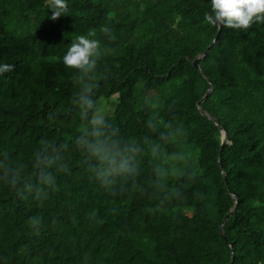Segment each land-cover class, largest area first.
<instances>
[{
	"label": "trees",
	"instance_id": "trees-1",
	"mask_svg": "<svg viewBox=\"0 0 264 264\" xmlns=\"http://www.w3.org/2000/svg\"><path fill=\"white\" fill-rule=\"evenodd\" d=\"M67 5L0 0V264H264V23ZM79 35L101 43L85 71L63 63Z\"/></svg>",
	"mask_w": 264,
	"mask_h": 264
},
{
	"label": "clouds",
	"instance_id": "clouds-1",
	"mask_svg": "<svg viewBox=\"0 0 264 264\" xmlns=\"http://www.w3.org/2000/svg\"><path fill=\"white\" fill-rule=\"evenodd\" d=\"M67 7V0H50L52 18L64 15ZM211 9V12L205 14V20L213 25L247 29L253 23H264V0H211ZM100 47L98 39L90 38L89 35H79L64 54L63 63L79 71L92 69L101 54ZM11 68L12 65L0 63V74ZM88 103L92 104L93 101L88 100ZM95 123L103 124V118L98 117Z\"/></svg>",
	"mask_w": 264,
	"mask_h": 264
},
{
	"label": "water",
	"instance_id": "water-1",
	"mask_svg": "<svg viewBox=\"0 0 264 264\" xmlns=\"http://www.w3.org/2000/svg\"><path fill=\"white\" fill-rule=\"evenodd\" d=\"M222 28H223V25H220L219 26V31H218V35L221 33L222 31ZM215 40L213 41V43L208 47V49L204 52L203 55H205L208 51L211 50L213 44H214ZM200 59L201 57H197L195 60H194V65L197 69L201 70V67H200ZM212 86V83L211 85ZM210 93V89L207 91V94L205 95V97L200 101V102H203L205 100V98L208 96V94ZM210 117L212 119H214L213 116L210 115ZM217 124L220 126V124L218 123L217 121ZM228 143V134L226 132H224V137H223V143H222V149H221V155H222V151H223V148L225 146V144ZM234 210L230 211L229 214L225 217L224 221H223V224H222V234L225 236V226H226V221L227 219L229 218V216L233 213Z\"/></svg>",
	"mask_w": 264,
	"mask_h": 264
},
{
	"label": "rangeland",
	"instance_id": "rangeland-1",
	"mask_svg": "<svg viewBox=\"0 0 264 264\" xmlns=\"http://www.w3.org/2000/svg\"><path fill=\"white\" fill-rule=\"evenodd\" d=\"M109 100L110 102L111 101H118V95H114L112 98L110 99H107V98H103L100 100L99 102V110L98 112L96 113L94 119L97 120L98 117H102L104 118L106 116V113L109 112L111 109H110V106H106L108 103H109ZM102 108V109H101ZM101 109V110H100Z\"/></svg>",
	"mask_w": 264,
	"mask_h": 264
}]
</instances>
